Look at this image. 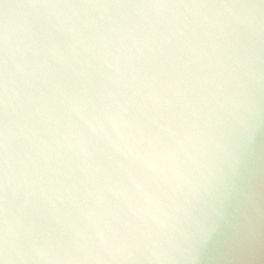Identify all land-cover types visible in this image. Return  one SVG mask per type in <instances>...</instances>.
Segmentation results:
<instances>
[{
  "label": "water",
  "instance_id": "1",
  "mask_svg": "<svg viewBox=\"0 0 264 264\" xmlns=\"http://www.w3.org/2000/svg\"><path fill=\"white\" fill-rule=\"evenodd\" d=\"M0 264H264V0H0Z\"/></svg>",
  "mask_w": 264,
  "mask_h": 264
},
{
  "label": "snow or ice",
  "instance_id": "2",
  "mask_svg": "<svg viewBox=\"0 0 264 264\" xmlns=\"http://www.w3.org/2000/svg\"><path fill=\"white\" fill-rule=\"evenodd\" d=\"M6 137H4V140L0 142V149H3L6 152Z\"/></svg>",
  "mask_w": 264,
  "mask_h": 264
}]
</instances>
